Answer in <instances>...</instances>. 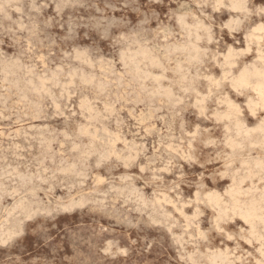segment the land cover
<instances>
[{"label": "rangeland", "instance_id": "374dc122", "mask_svg": "<svg viewBox=\"0 0 264 264\" xmlns=\"http://www.w3.org/2000/svg\"><path fill=\"white\" fill-rule=\"evenodd\" d=\"M233 1L0 0V264H264V0Z\"/></svg>", "mask_w": 264, "mask_h": 264}, {"label": "bare ground", "instance_id": "6f19581e", "mask_svg": "<svg viewBox=\"0 0 264 264\" xmlns=\"http://www.w3.org/2000/svg\"><path fill=\"white\" fill-rule=\"evenodd\" d=\"M6 1V0H5ZM11 1V0H10ZM235 1V0H234ZM234 1H233V3H234ZM237 2V1H236ZM235 2V3H236ZM241 1L239 0V3H240ZM227 5V4H226ZM234 5V4H233ZM237 5H242V4H237ZM54 6V5H53ZM236 6V5H235ZM246 6V5H245ZM4 7V6H3ZM57 7V6H56ZM232 7V6H231ZM233 8V7H232ZM243 9V8H242ZM249 10V9H248ZM16 11V10H15ZM263 12V11H262ZM5 13V12H4ZM17 13V12H16ZM258 13V12H257ZM1 14V13H0ZM178 14V13H177ZM247 14V13H246ZM180 17V16H179ZM48 18V17H47ZM178 19V18H177ZM238 19V18H237ZM245 19V18H244ZM243 19V20H244ZM28 20V19H27ZM242 20V21H243ZM178 21V20H177ZM183 21V20H182ZM200 21H202V20H200ZM27 23V22H26ZM232 23V22H231ZM230 24V23H229ZM20 25V24H19ZM238 25V24H237ZM27 26H29V25H27ZM201 26H203V25H201ZM239 26V25H238ZM205 27V26H204ZM207 27V26H206ZM258 27H260V26H258ZM194 28V27H193ZM262 28V27H261ZM20 29V28H19ZM11 30V29H10ZM207 30V29H206ZM260 30V29H259ZM183 31V30H182ZM170 33V32H169ZM188 33V32H187ZM196 33V32H195ZM69 34H70V32H69ZM189 34V33H188ZM188 36V35H187ZM31 37V36H30ZM253 37V36H252ZM256 37V36H255ZM261 38V37H260ZM197 39V38H196ZM256 39V38H255ZM189 40V39H188ZM126 42V41H125ZM189 42V41H188ZM209 42V41H208ZM191 45V44H190ZM245 45V44H244ZM125 46V45H124ZM127 46H128V44H127ZM136 46V45H135ZM134 46V47H135ZM180 46V45H179ZM158 47V46H157ZM167 47V46H166ZM174 47V46H173ZM181 47V46H180ZM180 47H178V48H180ZM183 47V46H182ZM186 47V46H185ZM197 49V48H196ZM165 50V49H164ZM183 50V49H182ZM236 50V49H235ZM168 51H170V50H168ZM206 51V50H205ZM217 51V50H216ZM227 51V50H226ZM121 52V51H120ZM180 52V51H179ZM207 52V51H206ZM255 52V51H254ZM81 53V52H80ZM168 53V52H167ZM197 53V52H196ZM226 53V52H225ZM84 54V53H83ZM82 54V55H83ZM21 55V54H20ZM70 55V54H69ZM192 55V54H191ZM204 55V54H203ZM227 55V54H226ZM23 56V55H22ZM88 56V55H87ZM117 56V55H116ZM123 56V55H122ZM135 56V55H134ZM149 56V55H148ZM201 56V55H200ZM50 57V56H49ZM84 57V56H83ZM124 57V56H123ZM138 57V56H137ZM207 57V56H206ZM261 57V56H260ZM6 58V57H5ZM95 58V57H94ZM132 58H133V56H132ZM142 58V57H141ZM186 58V57H185ZM197 58V57H196ZM262 58V57H261ZM15 59V58H14ZM78 59V58H77ZM191 59V58H190ZM225 59V58H224ZM227 59H228V57H227ZM201 60V59H200ZM203 60V59H202ZM84 61V60H83ZM103 61V60H102ZM109 61V60H108ZM194 61V60H193ZM16 62V61H15ZM125 62V61H124ZM11 63V62H10ZM22 63V62H21ZM130 63V62H129ZM128 63V64H129ZM178 63V62H177ZM177 63H176V65H177ZM196 63H198V62H196ZM229 63V62H228ZM123 64V63H122ZM96 65V64H95ZM235 65V64H234ZM30 66V65H29ZM56 66V65H55ZM135 66V65H134ZM229 66V65H228ZM254 66V65H253ZM256 66V65H255ZM255 66L253 67L254 69H255ZM262 66V65H261ZM191 68V67H190ZM195 68V67H194ZM252 68V69H253ZM31 69V68H30ZM130 69V68H129ZM176 69V68H175ZM178 69V68H177ZM250 69V68H249ZM256 69H257V67H256ZM2 70V69H1ZM7 70V69H6ZM263 70V69H262ZM31 71V70H30ZM78 71V70H77ZM92 71V70H91ZM258 71H260V70H258ZM4 72V71H3ZM166 72V71H165ZM187 72V71H186ZM189 72V71H188ZM187 72V73H188ZM230 71H228V73H229ZM242 72V71H241ZM253 72V71H252ZM10 73V72H9ZM72 73V72H71ZM146 73V72H145ZM259 73V72H258ZM37 74V73H36ZM112 74V73H111ZM140 74V73H139ZM194 74V73H193ZM256 74V73H255ZM43 75V74H42ZM144 75V74H143ZM152 75V74H151ZM237 75H239V76H237V83L238 84H247V83H249V78H250V76H249V73H247V72H242L241 74H237ZM262 75V74H261ZM54 76V75H53ZM112 76V75H111ZM194 76V75H193ZM228 76V75H227ZM66 77V76H65ZM89 77V76H88ZM132 77V76H131ZM130 77V78H131ZM232 77V76H231ZM230 77V78H231ZM255 77H256V75H255ZM81 78V77H80ZM135 78V77H134ZM146 78H148L147 76H146ZM152 78V77H151ZM258 78V77H257ZM3 79V78H2ZM51 79V78H50ZM82 79V78H81ZM153 79V78H152ZM190 79V78H189ZM37 80V79H36ZM42 80V79H41ZM80 80V79H79ZM83 80V79H82ZM81 81V80H80ZM160 81V80H159ZM180 81V80H179ZM214 81V80H213ZM231 81V80H230ZM258 81V80H257ZM7 82V81H6ZM63 82V81H62ZM83 82V81H82ZM145 82V81H144ZM181 82V81H180ZM263 82V81H262ZM233 83H234V81H233ZM264 83V82H263ZM173 84V83H172ZM230 84V83H229ZM20 85V84H19ZM102 85V84H101ZM259 85V84H258ZM13 86V85H12ZM26 86V85H25ZM97 86V85H96ZM140 86H142V85H140ZM255 86V85H254ZM2 87V86H1ZM57 87V86H56ZM191 87V86H190ZM231 87V86H230ZM239 87H241V86H239ZM258 87V86H257ZM260 87V86H259ZM259 87H258V89H259ZM22 88V87H21ZM142 88V87H141ZM261 88V87H260ZM28 89V88H27ZM233 89V88H232ZM7 90H8V88H7ZM103 90H104V88H103ZM117 90V89H116ZM140 90V89H139ZM163 90V89H162ZM187 90V89H186ZM190 90V89H189ZM252 90V89H251ZM19 91V90H18ZM151 91V90H150ZM208 91V90H207ZM236 91V90H235ZM21 92V91H20ZM142 92V91H141ZM254 92V91H253ZM261 92V91H260ZM117 93V92H116ZM158 93V92H157ZM165 93V92H164ZM179 93V92H178ZM255 93V92H254ZM264 93V92H263ZM263 93H259V100H260V103L261 104H263L264 105V94ZM83 94V93H82ZM106 94V93H105ZM156 94V93H155ZM38 95V94H37ZM153 95V94H152ZM164 95V94H163ZM206 95V94H205ZM44 96V95H43ZM201 96V95H200ZM21 97V96H20ZM156 97V96H155ZM26 98V97H25ZM255 98H257V97H255ZM195 99V98H194ZM251 99V98H250ZM51 100V99H50ZM61 100V99H60ZM168 100V99H167ZM38 101H40V100H38ZM116 101V100H115ZM170 101V100H169ZM201 101V100H200ZM66 102V101H65ZM173 102V101H172ZM251 102V101H250ZM254 102V101H253ZM259 102V101H258ZM36 103V102H35ZM135 103V102H134ZM200 103V102H199ZM32 104V103H31ZM58 104V103H57ZM139 104V103H138ZM154 104V103H153ZM227 104V103H226ZM232 104V103H231ZM251 104V103H250ZM37 105V104H36ZM254 105V104H253ZM262 105V106H263ZM5 106V105H4ZM30 106V105H29ZM153 106V105H152ZM228 106V105H227ZM259 106V105H258ZM26 108V107H25ZM253 108H255V107H253ZM253 108H251V109H253ZM22 110V109H21ZM156 110V109H155ZM155 110H153V111H155ZM237 110V109H236ZM235 110V111H236ZM132 111V110H131ZM159 112V111H158ZM170 112V111H169ZM72 114H73V112H72ZM156 114V113H155ZM224 114H226V113H223V115ZM252 114V113H251ZM19 115V114H18ZM88 115V114H87ZM134 115V114H133ZM167 115V114H166ZM25 116V115H24ZM231 116V115H230ZM242 116V115H241ZM196 117V116H195ZM214 117V116H213ZM227 117H228V115H227ZM0 118H1V116H0ZM56 118V117H55ZM153 118V117H152ZM197 118V117H196ZM225 118V117H224ZM157 119H159V118H157ZM162 119V118H161ZM226 119H229V118H226ZM40 120V119H39ZM109 120V119H108ZM168 120V119H167ZM222 122V121H221ZM91 123V122H90ZM118 123V122H117ZM122 123V122H121ZM167 123V122H166ZM46 125V124H45ZM106 125V124H105ZM246 126V125H245ZM27 127V126H26ZM78 128H80V127H78ZM236 128V127H235ZM243 128V127H242ZM239 129V128H238ZM259 129V128H258ZM165 130V129H164ZM196 130V129H195ZM242 130V129H241ZM251 130V129H250ZM260 131H261V129H259ZM61 131V130H60ZM165 131H167V130H165ZM238 131V130H237ZM240 131V130H239ZM238 131V132H239ZM264 131V130H263ZM19 132V131H18ZM68 132V131H67ZM70 132V131H69ZM156 132V131H155ZM246 132V131H245ZM244 132V133H245ZM171 133V132H170ZM235 133L236 134H238V135H240L239 133H237L236 131H235ZM247 133V132H246ZM245 133V134H246ZM261 133H262V131H261ZM71 134V133H70ZM172 135V134H171ZM238 135H236L237 137H239ZM244 135V134H243ZM249 135V134H248ZM263 135H264V133H263ZM121 136V135H120ZM124 136V135H123ZM81 137V136H80ZM167 138V137H166ZM231 138V137H230ZM162 140V139H161ZM262 140H264L263 139V137H262ZM231 141V140H230ZM250 141V140H249ZM235 142V141H234ZM262 142V141H261ZM55 143V142H54ZM81 143V142H80ZM172 143V142H171ZM250 143V142H249ZM248 143V144H249ZM235 144V143H234ZM255 143H253V145H254ZM261 144V143H260ZM10 145V144H9ZM73 145V144H72ZM115 145V144H114ZM176 145V144H175ZM232 145V144H231ZM23 146V145H22ZM137 146V145H136ZM240 146V145H239ZM143 147V146H142ZM227 147V146H226ZM43 148V147H42ZM233 148V147H232ZM103 149V148H102ZM234 149V148H233ZM6 150V149H5ZM243 152V151H242ZM45 153V152H44ZM113 153V152H112ZM164 153V152H163ZM124 154V153H123ZM145 154V153H144ZM172 155V154H171ZM34 157V156H33ZM17 158V157H16ZM161 158V157H160ZM174 159V158H173ZM44 160V159H43ZM190 161V160H189ZM31 162V161H30ZM38 162V161H37ZM62 162V161H61ZM169 162H170V160H169ZM261 162V161H260ZM6 164V163H5ZM35 164H36V162H35ZM80 164V163H79ZM245 164V163H244ZM260 164H262V163H260ZM238 165V164H237ZM248 165V164H247ZM27 166V165H26ZM240 166H242V165H240ZM256 166V165H255ZM254 166V167H255ZM8 167V166H7ZM58 167V166H57ZM103 167V166H102ZM3 169V168H2ZM47 170V169H46ZM45 170V171H46ZM262 170V169H261ZM5 171V170H4ZM35 172V171H34ZM47 172V171H46ZM3 173V172H2ZM11 174V173H10ZM29 174V173H28ZM38 174V173H37ZM1 175V174H0ZM19 175V174H18ZM24 175V174H23ZM32 176V175H31ZM34 177V176H33ZM63 177V176H62ZM12 178V177H11ZM26 178V177H25ZM1 179V178H0ZM14 179V178H13ZM41 179V178H40ZM50 179V178H49ZM48 179V180H49ZM66 179V178H65ZM9 180V179H8ZM8 182V181H7ZM19 182V181H18ZM17 182V183H18ZM41 182H43V181H41ZM106 182V181H105ZM29 183V182H28ZM11 184V183H10ZM27 185V184H26ZM34 186V185H33ZM159 186V185H158ZM17 187V186H16ZM263 187V186H262ZM63 188V187H62ZM77 188V187H76ZM139 188V187H138ZM251 188V187H250ZM52 189V188H51ZM79 189V188H78ZM126 189V188H125ZM2 190V189H1ZM264 190V189H263ZM133 191V190H132ZM248 191H250V190H248ZM182 192V191H181ZM8 193V192H7ZM94 193V192H93ZM1 194V193H0ZM102 194V193H101ZM118 194V193H117ZM223 194H225V193H223ZM239 194V193H238ZM5 195H7V194H5ZM23 195V194H22ZM246 195V194H245ZM244 195V196H245ZM249 195V194H248ZM247 195V196H248ZM262 195V194H261ZM9 196V195H8ZM47 196V195H46ZM117 196V195H116ZM29 197V196H28ZM127 197V196H126ZM206 197V196H205ZM17 198V197H16ZM210 198V197H209ZM264 198V197H263ZM129 199V198H128ZM163 199V198H162ZM213 199V198H212ZM262 199V198H261ZM15 200V199H14ZM97 200V199H96ZM1 201V200H0ZM25 201V200H24ZM72 201V200H71ZM125 201V200H124ZM147 201V200H146ZM171 201V200H170ZM231 201V200H230ZM249 201V200H248ZM260 201V200H259ZM16 202V201H15ZM59 202V201H58ZM70 202V201H69ZM90 202V201H89ZM214 202V201H213ZM245 202V201H244ZM243 202V203H244ZM256 202H258V201H256ZM60 203V202H59ZM68 203V202H67ZM86 203H87V201H86ZM129 203V202H128ZM210 203V202H209ZM235 203V202H234ZM237 203V202H236ZM251 203V202H250ZM28 204H29V202H28ZM32 204V203H31ZM231 204V203H230ZM152 205V204H151ZM264 205V204H263ZM39 206V205H38ZM106 206V205H105ZM237 206H239L238 204H237ZM246 206V205H245ZM259 206V205H258ZM257 206V207H258ZM56 207V206H55ZM217 207V206H216ZM37 208V207H36ZM48 208V207H47ZM65 208V207H64ZM68 208V207H67ZM106 208V207H105ZM222 208H223V206H222ZM233 208V207H232ZM1 209V208H0ZM11 209V208H10ZM14 209V208H13ZM158 209V208H157ZM224 209V208H223ZM227 209V208H226ZM236 209V208H235ZM243 209V208H242ZM241 209V210H242ZM247 209V208H246ZM24 210V209H23ZM41 210V209H40ZM58 210V209H57ZM134 210V209H133ZM222 210V209H221ZM240 210V209H239ZM238 210V211H239ZM251 210V209H250ZM250 210L248 211V212H250ZM253 210H256L255 208L253 209ZM64 211V210H63ZM44 212V211H43ZM137 212V211H136ZM220 212V211H219ZM234 212V211H233ZM233 212H231V213H233ZM237 212V211H236ZM244 212V211H243ZM242 212V213H243ZM258 212V211H257ZM251 213V212H250ZM254 213V212H253ZM19 214V213H18ZM142 214V213H141ZM150 214V213H149ZM157 214V213H156ZM246 214H248V213H246ZM16 215V214H15ZM118 215V214H117ZM152 215V214H151ZM223 215V214H222ZM244 216V215H243ZM242 216V217H243ZM248 216V215H247ZM250 216V215H249ZM7 217V216H6ZM245 217V216H244ZM259 217V216H258ZM263 218H264V215L262 216ZM261 217V218H262ZM114 218V217H113ZM250 218H251V216H250ZM28 219V218H27ZM30 219V218H29ZM247 219H249V218H247ZM256 219V218H255ZM260 219V218H259ZM165 220V219H164ZM167 220V219H166ZM218 220V219H217ZM263 220V219H262ZM15 221V220H14ZM126 222V221H125ZM172 222V221H171ZM191 222V221H190ZM199 222V221H198ZM213 222V221H212ZM258 222V221H257ZM260 222V221H259ZM23 223V222H22ZM197 223V222H196ZM252 223V222H251ZM1 225H2V222L0 223ZM14 225V224H13ZM250 225V224H249ZM257 225V224H256ZM262 225H264V224H262ZM257 226H259V223H258V225ZM7 227V226H6ZM218 227V226H217ZM250 227H252V226H249L248 227V229L250 228ZM264 227V226H263ZM17 229V228H16ZM244 229V228H243ZM252 229V228H251ZM8 230V229H7ZM10 230V229H9ZM166 230H167V228H166ZM218 230V229H217ZM17 231V230H16ZM9 232V231H8ZM20 233V232H19ZM18 233V234H19ZM180 236V235H179ZM5 237V236H4ZM183 237V236H182ZM194 238V237H193ZM230 238V237H229ZM13 239V238H12ZM10 242V241H9ZM176 242V241H175ZM9 244V243H8ZM260 245V244H259ZM195 246V245H194ZM175 247H176V245H175ZM181 247V246H180ZM219 249V248H218ZM257 249V248H256ZM181 250V249H180ZM194 250V249H193ZM111 252V251H110ZM209 252H210V250H209ZM218 252V251H217ZM226 252V251H225ZM236 252V251H235ZM114 253V252H113ZM212 253V252H211ZM259 253V252H258ZM121 254V253H120ZM124 254V253H123ZM193 254V253H192ZM197 254H199V253H197ZM215 254V253H214ZM227 255H229V254H227ZM201 256V255H200ZM209 256V255H208ZM223 256V255H222ZM227 257V256H226ZM263 257V256H262ZM229 258V257H228ZM225 259V258H224ZM213 260H214V258H213ZM215 260H218V259H216L215 258ZM264 260V259H263ZM189 261H190V259H189ZM224 260H222V262H223ZM195 262V261H194ZM200 262V261H199ZM217 262V261H216ZM219 260H218V263L217 264H219ZM228 262V261H227ZM215 263V262H214ZM213 263V264H214ZM193 264V263H192ZM208 264V263H207ZM216 264V263H215ZM221 264H223V263H221ZM233 264V263H232Z\"/></svg>", "mask_w": 264, "mask_h": 264}]
</instances>
